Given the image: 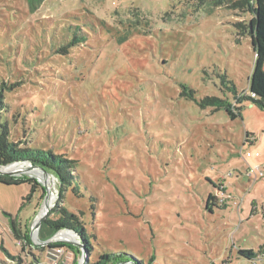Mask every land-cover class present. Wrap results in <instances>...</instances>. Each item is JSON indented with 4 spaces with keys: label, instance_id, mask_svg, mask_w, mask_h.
I'll return each mask as SVG.
<instances>
[{
    "label": "rangeland",
    "instance_id": "1",
    "mask_svg": "<svg viewBox=\"0 0 264 264\" xmlns=\"http://www.w3.org/2000/svg\"><path fill=\"white\" fill-rule=\"evenodd\" d=\"M240 1L0 0V118L20 148L75 162L78 183L61 198L39 167H0L26 182L0 185V264H264L239 256L264 250V176H248L264 170V111L242 102L231 120L198 105L235 103L223 76L249 95L264 75V50L237 27H263L264 2ZM61 210L89 254L70 230L41 242Z\"/></svg>",
    "mask_w": 264,
    "mask_h": 264
},
{
    "label": "trees",
    "instance_id": "2",
    "mask_svg": "<svg viewBox=\"0 0 264 264\" xmlns=\"http://www.w3.org/2000/svg\"><path fill=\"white\" fill-rule=\"evenodd\" d=\"M45 0H28L30 9L37 10L38 7ZM250 2H264V0H242L238 2L236 5L239 7H247ZM264 13V5L261 9ZM260 12V11H259ZM257 19L260 18V14L257 10L253 12ZM237 27L243 29L250 38L251 45L254 49L264 50V26H259L257 20H251L247 26L242 24H237ZM244 34V33H243ZM76 43H80L77 41V38L74 39ZM82 42V41H81ZM70 46H74L71 45ZM222 86H224L223 94H229L232 97V100L235 101L234 104L230 103L228 100H221L215 97H205L201 100L198 105L201 109L204 108H213L214 110L223 109L226 115L231 119L235 120L238 113L242 108H238L233 106L235 104H240L242 102H249L254 105L257 109L264 111V75L262 73L257 74L254 77V86L253 93L255 94V98H251L246 94H239L232 85H229L226 78L221 77ZM228 84V85H227ZM184 89L182 93L183 96L187 97L189 100L193 101V92ZM4 102L2 101L0 95V115L4 110ZM4 106V107H3ZM11 130L9 124L6 120H1L0 118V167H6L12 164H20V163H30L35 167H39L41 170L45 171L47 174L52 175L58 182L59 187V195L62 198L63 193L71 188L74 193H77L78 183L74 182L73 170L75 168V162L63 159L59 156H54L51 152H45L43 150L38 149H30V148H20L18 143H14L11 141ZM251 135L247 134V137ZM252 137V136H251ZM26 182L13 179L8 176H0V185L6 187L20 186L25 184ZM77 186H76V184ZM76 186V187H75ZM33 192V188L31 189V193ZM30 197V196H28ZM26 198V200L28 199ZM214 197L209 195L206 202V209L210 210V202H213ZM212 206H214L212 204ZM23 205L21 206V208ZM14 227V225H13ZM41 232L39 234V238L42 243H46L54 235L63 230L73 231L81 240L85 248V252L87 254L90 253L91 249V240L86 233L85 228L79 224L77 217L73 214L66 212L65 210H61L59 212V219L55 221L45 220L42 223ZM26 237V236H24ZM65 245L59 246H48L49 249H60L64 248ZM264 255V250H258L257 252H253L252 250L248 251H239V256L252 261L255 260L256 257H260ZM91 258L92 256L89 255ZM259 259V258H258ZM92 260V259H91ZM93 261V260H92ZM260 262V260H258ZM261 263V262H260ZM264 263V262H263ZM88 264H110V260L106 255L99 257L96 261H93Z\"/></svg>",
    "mask_w": 264,
    "mask_h": 264
},
{
    "label": "bare ground",
    "instance_id": "3",
    "mask_svg": "<svg viewBox=\"0 0 264 264\" xmlns=\"http://www.w3.org/2000/svg\"><path fill=\"white\" fill-rule=\"evenodd\" d=\"M15 166H17V165H11V167L10 168H13V167H15ZM17 169H19V168H17ZM16 169V170H17ZM35 173V172H34ZM37 176V175H36ZM52 178V177H51ZM42 180V179H41ZM46 183V182H45ZM47 187V186H46ZM51 187H52V184H51V182L49 181L48 182V192H49V194H48V196H47V198H46V201H45V204H44V206H43V208H42V210H41V213H40V216L50 207V205L52 204V201H53V199H54V194H53V192L51 191ZM53 188V187H52ZM40 216H39V218H40Z\"/></svg>",
    "mask_w": 264,
    "mask_h": 264
},
{
    "label": "built area",
    "instance_id": "4",
    "mask_svg": "<svg viewBox=\"0 0 264 264\" xmlns=\"http://www.w3.org/2000/svg\"><path fill=\"white\" fill-rule=\"evenodd\" d=\"M249 96L251 98H255V94L254 93H251L249 94ZM246 157L247 158H250L251 155L250 154H246ZM250 178L253 179V181H257V179L261 178L264 176V170H261L260 168H256L255 170H250L249 171V175H248Z\"/></svg>",
    "mask_w": 264,
    "mask_h": 264
},
{
    "label": "water",
    "instance_id": "5",
    "mask_svg": "<svg viewBox=\"0 0 264 264\" xmlns=\"http://www.w3.org/2000/svg\"><path fill=\"white\" fill-rule=\"evenodd\" d=\"M45 172V171H44ZM49 175V174H48ZM51 241H53V238H51L49 241H47L46 243H49V242H51Z\"/></svg>",
    "mask_w": 264,
    "mask_h": 264
}]
</instances>
